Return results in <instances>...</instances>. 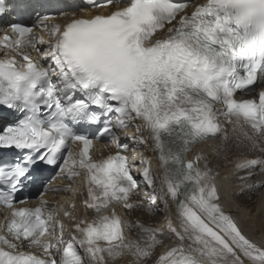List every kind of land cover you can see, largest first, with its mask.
I'll use <instances>...</instances> for the list:
<instances>
[{"label": "snow or ice", "instance_id": "snow-or-ice-1", "mask_svg": "<svg viewBox=\"0 0 264 264\" xmlns=\"http://www.w3.org/2000/svg\"><path fill=\"white\" fill-rule=\"evenodd\" d=\"M121 3L91 0L92 14L0 30V264H264V238L221 204L220 172L204 152L185 159L198 143L227 140L228 124L254 151L264 143V0ZM133 126L140 135L124 131ZM104 137L120 150L95 159ZM122 139L150 145L157 172L141 153L125 155ZM261 152L235 160L241 192L264 188L253 179L264 174ZM78 177L84 191L72 186ZM33 185L42 190L29 207L18 194ZM47 192L86 193L91 219L74 218L75 199L49 210ZM157 202L174 209L162 224L118 212L151 215Z\"/></svg>", "mask_w": 264, "mask_h": 264}, {"label": "bare ground", "instance_id": "bare-ground-1", "mask_svg": "<svg viewBox=\"0 0 264 264\" xmlns=\"http://www.w3.org/2000/svg\"><path fill=\"white\" fill-rule=\"evenodd\" d=\"M71 15L74 14L70 12L66 16H71ZM64 18L65 17H60L55 20H52V22L60 23ZM8 20H10L9 16H5L3 20H0V30L6 28L5 23ZM45 38L47 39V36H45ZM30 51L34 59L40 62H44L43 60H40L38 58V54L34 51V49ZM3 58H5V55L2 48H0V59ZM231 127L233 126L231 125ZM260 138L261 137H258L257 139L259 140ZM214 142H215L214 139L210 141L209 149L212 153L213 172L215 171L220 172V176L217 178V184L220 186V190H221V204L224 206L225 211L230 212L237 219L241 227L249 236H251L255 240H260L261 238H264V188H260L258 190H252V191L244 190L243 192H241V188L243 187L244 182L240 181L237 178V173L233 165L235 160H237L238 158H242L245 155L261 156L262 152L261 150L257 151V149H255L254 151L252 149L251 144L245 141L242 135H239L236 131H235V137L230 136L228 134L227 140H225L223 136H221L216 141V143ZM135 145L138 148L143 147L144 150L141 151L139 150L140 151L139 153L151 159V166L153 173H156L157 171L155 172L154 165H155V160H157V158H155L153 150L150 149L152 155H154L151 156L148 145H139V144H135ZM109 151H111V149H109L107 145L100 144L93 149L92 154L94 158H96L105 155ZM255 171H257V175L253 178L254 180H260L264 178V174H261L258 169H256ZM140 195L141 197H143L144 195L143 190L141 191ZM69 198L70 199H68V203H71L72 200L75 199V203L77 205L76 211L74 213V218L76 220H79L86 217V211L83 209V206L81 205V201L83 200V195H77L75 198L72 195V197L69 196ZM45 199L51 202L49 205V210L54 209L55 197H52L51 195H45ZM155 207H156V211H154L151 215H143L141 213H138V216H141L142 218L139 219L147 223L162 224L164 223L166 217L174 216L173 212H169V209L170 211H172L171 208L169 207L166 208L160 202H157V205ZM160 207L161 209L164 208V213L162 211V214H155V212H159V211L161 212V210L159 209ZM69 210H70L69 205H67L65 206L63 211H69ZM121 212H122V216H127V218L133 220L134 218L133 213L126 214L124 211ZM157 215H161V216L156 217ZM160 217L162 220L159 219ZM65 224L66 226H70V222L67 219H65ZM134 233L135 230H133L131 235H134ZM67 238L68 237L65 236V239ZM170 242L176 243L174 239L170 240ZM132 259L133 258L131 257H125L122 260L118 259L115 262L110 261L109 264H131Z\"/></svg>", "mask_w": 264, "mask_h": 264}, {"label": "rangeland", "instance_id": "rangeland-1", "mask_svg": "<svg viewBox=\"0 0 264 264\" xmlns=\"http://www.w3.org/2000/svg\"><path fill=\"white\" fill-rule=\"evenodd\" d=\"M256 148H258V146ZM139 150L141 151V150H144V149H143V147H140ZM159 209L161 210V212L160 211L159 212H155V214H162V211L164 213V208L161 209V207H160ZM159 216H161V215H157L156 217H159ZM133 217H134L133 220L141 218V216H138V213H133ZM159 219L162 220L161 217ZM154 222H155V220H154Z\"/></svg>", "mask_w": 264, "mask_h": 264}]
</instances>
